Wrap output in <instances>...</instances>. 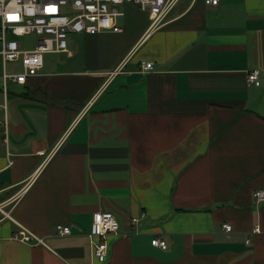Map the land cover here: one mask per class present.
<instances>
[{
  "label": "crops",
  "instance_id": "1",
  "mask_svg": "<svg viewBox=\"0 0 264 264\" xmlns=\"http://www.w3.org/2000/svg\"><path fill=\"white\" fill-rule=\"evenodd\" d=\"M124 7L122 33L73 35L2 82L0 264H264V0H181L148 38L149 13ZM96 212L120 223L105 263Z\"/></svg>",
  "mask_w": 264,
  "mask_h": 264
},
{
  "label": "built area",
  "instance_id": "2",
  "mask_svg": "<svg viewBox=\"0 0 264 264\" xmlns=\"http://www.w3.org/2000/svg\"><path fill=\"white\" fill-rule=\"evenodd\" d=\"M226 0H205L207 6L218 7ZM181 0H0V56L4 64L3 87L9 84L25 85L31 77L38 76L45 67V55L63 54L69 51V39L73 35H99L105 32L122 33L117 18L125 16L121 7L133 5L149 13L150 25L145 38L165 27ZM31 13V14H29ZM10 16L18 19H9ZM35 35L38 41L31 49H24L17 38ZM20 63L23 72L9 74L8 64ZM142 72L154 70L153 63L143 62ZM249 85L261 86L260 72L253 71ZM7 125V123H6ZM257 204L264 203V190L253 195ZM0 210L1 207H0ZM138 219H133L137 223ZM232 231V226L224 225ZM120 223L112 212H96L92 217L90 238L97 261L105 263L109 257L110 236L118 234ZM258 231V230H255ZM59 236L72 235L71 227L58 226ZM15 239L24 244L43 243L30 232L22 230ZM152 245L163 250L168 244L161 238Z\"/></svg>",
  "mask_w": 264,
  "mask_h": 264
},
{
  "label": "rangeland",
  "instance_id": "3",
  "mask_svg": "<svg viewBox=\"0 0 264 264\" xmlns=\"http://www.w3.org/2000/svg\"><path fill=\"white\" fill-rule=\"evenodd\" d=\"M127 7H121V10L128 15L129 8H127ZM126 19H127V17L125 19L124 18L123 19L122 18H117V22L123 24L126 21ZM16 40L19 41L22 44V46H23L24 49H31V48L34 47V45L38 41V38L35 35H30V36H25V37L17 38ZM143 44L139 48H137L130 55L131 57L129 59V62H131V61L134 62L136 59H139L140 55L143 54L146 51L145 47L142 49ZM0 50H1V46H0ZM54 56L57 57V55H55V54L45 55L44 56L45 57L44 58L45 59V62L48 59L53 58ZM7 71H8L9 74H16V73L23 72L22 66H21L20 63H17V64H8ZM3 77H4V64H3L2 57L0 56V88L2 86Z\"/></svg>",
  "mask_w": 264,
  "mask_h": 264
},
{
  "label": "snow or ice",
  "instance_id": "4",
  "mask_svg": "<svg viewBox=\"0 0 264 264\" xmlns=\"http://www.w3.org/2000/svg\"><path fill=\"white\" fill-rule=\"evenodd\" d=\"M9 19H18V17L10 16Z\"/></svg>",
  "mask_w": 264,
  "mask_h": 264
},
{
  "label": "clouds",
  "instance_id": "5",
  "mask_svg": "<svg viewBox=\"0 0 264 264\" xmlns=\"http://www.w3.org/2000/svg\"><path fill=\"white\" fill-rule=\"evenodd\" d=\"M29 14H31V13H29Z\"/></svg>",
  "mask_w": 264,
  "mask_h": 264
}]
</instances>
